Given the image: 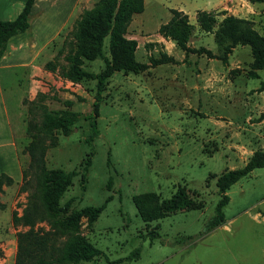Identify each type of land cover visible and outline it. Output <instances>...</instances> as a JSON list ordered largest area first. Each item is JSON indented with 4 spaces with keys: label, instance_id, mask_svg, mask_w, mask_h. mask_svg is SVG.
Wrapping results in <instances>:
<instances>
[{
    "label": "rangeland",
    "instance_id": "obj_1",
    "mask_svg": "<svg viewBox=\"0 0 264 264\" xmlns=\"http://www.w3.org/2000/svg\"><path fill=\"white\" fill-rule=\"evenodd\" d=\"M97 1L78 0L75 9L74 0L55 9L39 3L32 15L33 31L41 38L63 24L45 50L47 63L62 49L58 67L55 72L48 70L53 76L44 79L45 91L36 93L56 102L50 105L45 97L35 102L57 116L66 106L65 101L59 104L63 100L59 93H70L72 110L80 115L70 135L56 131L55 145L46 152L48 168L74 173L72 185L60 199L63 205L73 198L68 229L103 252L79 264H264V168L254 169L231 186L223 223L207 227L220 200L218 176L243 167L255 151H264V66L255 64L249 45L237 44L223 57L228 42L219 41L218 29L205 32L196 21L195 7L202 9L205 0H165L189 11L195 25L188 42L193 51L186 54L159 33L158 25L170 19V10L148 6L135 15L136 23L131 22L126 33L130 39H135L132 32L137 35V59L150 63L151 57L167 55L175 62L138 74L115 72L102 93L98 114L87 118L94 107L96 80L74 82L76 93L68 83L72 80L63 74L70 64L66 56L75 42L76 21ZM228 4L229 14L246 20L247 28L264 36V2ZM140 19L145 21L139 23ZM104 53L110 58L108 37ZM104 66L103 59L85 62L92 72ZM9 105L16 116L14 98ZM25 108L28 118L16 134L25 177L19 181L3 177L0 188V264L16 263L20 233L51 229L37 188L38 169L25 150L31 142L28 122L31 127L40 122L43 110L29 103ZM180 188L200 207L143 220V212L152 213ZM88 207L101 210L95 214ZM151 232L158 236L151 240ZM119 259L123 260L116 262Z\"/></svg>",
    "mask_w": 264,
    "mask_h": 264
},
{
    "label": "trees",
    "instance_id": "obj_2",
    "mask_svg": "<svg viewBox=\"0 0 264 264\" xmlns=\"http://www.w3.org/2000/svg\"><path fill=\"white\" fill-rule=\"evenodd\" d=\"M264 2V0H257ZM35 0H27L22 12L14 20L0 22V60L10 51L9 40L18 34L31 29V10ZM144 0H98L92 9L85 10L76 21L73 31L71 51L66 56L69 61V68L64 77L73 82L81 80H96V93L94 96L93 111L87 118H94L98 114L99 101L106 89L109 79L117 71L124 73H141L151 66L175 62L172 56L162 55L159 58L151 57L150 63L141 62L137 59L136 39L126 36L128 26L133 16L144 10ZM170 19L159 26V33L175 41L177 46L189 53L193 51L188 42L191 39L195 25L191 22L188 13L177 8H171ZM223 15L222 18H219ZM196 21L199 27L205 32H216L221 43L228 42L223 57H226L231 48L237 44L249 45L258 67L264 66V36L259 35L255 30L245 26L246 20L226 10H198ZM109 38L110 58L105 56V39ZM196 51V50H195ZM206 51L212 55L210 50ZM62 49L55 55L53 60L45 64L46 70L55 72L58 67L59 56ZM103 59L104 68L100 72H92L85 68L86 61ZM264 88V81L262 82ZM25 104L35 107H42V119L27 125L26 131L31 136V142L25 150L29 153L32 162L38 169L37 188L41 192L42 205L47 212V220L51 229L42 234H35L28 231L19 234V250L15 264H79L82 261H91L103 255L101 249L87 242L83 237L74 231L69 230L72 219V199L60 205V199L73 183L74 173H67L60 169L48 168L46 165L47 149L55 145L56 131L68 136L73 131L76 121L80 115L74 110H63L57 116H52L47 111L45 104L24 99ZM66 100L65 105L71 106ZM31 111V109H29ZM91 121V128L94 127ZM49 140V141H48ZM256 168H264V151L257 150L246 164L238 169L226 170L217 178V187L220 193V200L216 207V213L209 221V229L219 226L224 221L223 208L229 202L227 191L241 178L249 175ZM3 177L10 181L13 178L5 173L0 174V188ZM23 177L25 171L23 170ZM86 176L82 175V190L86 189ZM200 207L196 200L189 196L185 188H180L170 199L162 201L152 213H142L144 221L149 222L161 219L177 210H192ZM98 214L101 208H85ZM156 232H151V240L157 237ZM61 240V241H59ZM139 254L136 249L134 255ZM119 259L116 262L122 261ZM115 262V261H114ZM109 261L108 264H112Z\"/></svg>",
    "mask_w": 264,
    "mask_h": 264
},
{
    "label": "crops",
    "instance_id": "obj_3",
    "mask_svg": "<svg viewBox=\"0 0 264 264\" xmlns=\"http://www.w3.org/2000/svg\"><path fill=\"white\" fill-rule=\"evenodd\" d=\"M26 1L27 0H0V22L17 18L24 9ZM144 1V10L137 13L138 15L143 14L148 6L153 8L155 5L157 9L161 8L165 10H170L171 8L176 7L169 2H164L165 0ZM233 1L234 0H205L202 9L195 7V12L198 10H226L230 5L228 2L231 3ZM39 3H49V6L52 7V9H55L57 6L67 3V0H35L32 6L31 15H33ZM77 4L78 0H74L73 9L77 7ZM177 9L183 10L189 14V11L184 5L178 6ZM135 15L131 21L134 25L136 23L134 22ZM144 21V19L138 20L139 23H143ZM132 23H130L128 30L132 27ZM161 24H159L158 27ZM62 25L56 31L48 34L47 37L44 38H41L37 33L35 34L32 25L30 30L13 36L9 40L10 51L0 60V174L5 173L16 181L23 178V166L19 157L16 134L18 130L23 127L24 122H26L28 118V111L26 112L24 99L26 98L35 101L39 98L41 99L42 97H45L44 95L36 97V93L39 90L45 91L46 87L44 79H50V77L53 76V73L45 68V63L47 61L45 50L48 44H50L59 34ZM128 36H131L129 31ZM132 36L133 37L131 38H135L138 41L135 33L132 32ZM139 44L140 43L138 42V45ZM53 83L59 84V81L53 79ZM68 83L73 86V91L77 93L78 90L76 85H73L74 82L69 81ZM72 96L73 95L70 93L69 95L67 94V96H61L59 93V97H62L63 99L62 101L59 100V104L62 105L66 100L72 103ZM12 98H14L17 103L16 116L11 115L10 112L11 106L9 105V102ZM47 101L51 102L48 98ZM54 102H56V100H52V104H49L53 105L55 104ZM72 107L73 103L71 106H63L61 109L72 110ZM16 122L18 123L17 126L15 125Z\"/></svg>",
    "mask_w": 264,
    "mask_h": 264
}]
</instances>
